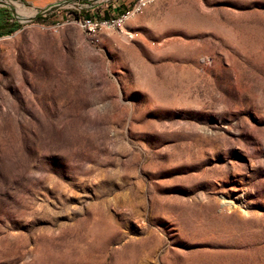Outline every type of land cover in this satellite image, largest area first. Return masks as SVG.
I'll return each mask as SVG.
<instances>
[{"label": "rangeland", "instance_id": "1", "mask_svg": "<svg viewBox=\"0 0 264 264\" xmlns=\"http://www.w3.org/2000/svg\"><path fill=\"white\" fill-rule=\"evenodd\" d=\"M90 3L0 0V264H264V0Z\"/></svg>", "mask_w": 264, "mask_h": 264}, {"label": "built area", "instance_id": "2", "mask_svg": "<svg viewBox=\"0 0 264 264\" xmlns=\"http://www.w3.org/2000/svg\"><path fill=\"white\" fill-rule=\"evenodd\" d=\"M79 1H82V0H73L74 3H77ZM99 1H103V0H95V2H99ZM125 1H127V3L126 2L124 3V0H109V3L107 4V7H106L107 14H108L106 15L107 16L106 22H111L112 25H115L116 27H118L121 32L124 31V26H125V23H122L121 21V14L125 12V10H127L130 6H133L134 2H136V0H125ZM95 2L93 4H90V9H91L90 14H94L95 12L94 11ZM75 8L83 9V7L81 6H77ZM96 18L97 17L95 16L92 17L91 15L90 17L78 18V20L83 23V27L86 30H89L90 34L95 35L97 31H99V29H102V27H95Z\"/></svg>", "mask_w": 264, "mask_h": 264}, {"label": "bare ground", "instance_id": "3", "mask_svg": "<svg viewBox=\"0 0 264 264\" xmlns=\"http://www.w3.org/2000/svg\"><path fill=\"white\" fill-rule=\"evenodd\" d=\"M154 0H136V2L133 3V6H130L125 12L121 14V21L122 23H125L127 19L135 15L136 13L142 12L150 3H152ZM76 23H79L83 26V23L80 22L78 19L74 20ZM95 27H116L115 25H112L111 22H106L105 20H98L95 19ZM89 32V30H87Z\"/></svg>", "mask_w": 264, "mask_h": 264}, {"label": "trees", "instance_id": "4", "mask_svg": "<svg viewBox=\"0 0 264 264\" xmlns=\"http://www.w3.org/2000/svg\"><path fill=\"white\" fill-rule=\"evenodd\" d=\"M14 15L10 9L0 6V36L10 34L19 27L18 22L10 21Z\"/></svg>", "mask_w": 264, "mask_h": 264}, {"label": "crops", "instance_id": "5", "mask_svg": "<svg viewBox=\"0 0 264 264\" xmlns=\"http://www.w3.org/2000/svg\"><path fill=\"white\" fill-rule=\"evenodd\" d=\"M24 3H27L30 5V7L32 8H36V9H44L46 7H48V5L54 3L56 0H22ZM93 4L95 2V0H88ZM127 3V1H124Z\"/></svg>", "mask_w": 264, "mask_h": 264}]
</instances>
